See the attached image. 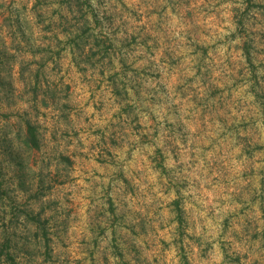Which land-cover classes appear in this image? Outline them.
Masks as SVG:
<instances>
[{"label": "rangeland", "instance_id": "374dc122", "mask_svg": "<svg viewBox=\"0 0 264 264\" xmlns=\"http://www.w3.org/2000/svg\"><path fill=\"white\" fill-rule=\"evenodd\" d=\"M0 264H264V0H0Z\"/></svg>", "mask_w": 264, "mask_h": 264}]
</instances>
